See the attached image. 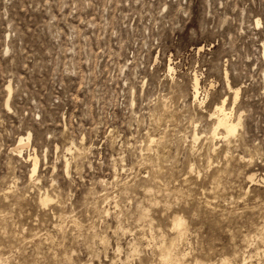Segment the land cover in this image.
Masks as SVG:
<instances>
[{
    "label": "rangeland",
    "instance_id": "obj_1",
    "mask_svg": "<svg viewBox=\"0 0 264 264\" xmlns=\"http://www.w3.org/2000/svg\"><path fill=\"white\" fill-rule=\"evenodd\" d=\"M263 179L264 0H0V264H264Z\"/></svg>",
    "mask_w": 264,
    "mask_h": 264
},
{
    "label": "bare ground",
    "instance_id": "obj_2",
    "mask_svg": "<svg viewBox=\"0 0 264 264\" xmlns=\"http://www.w3.org/2000/svg\"><path fill=\"white\" fill-rule=\"evenodd\" d=\"M170 71H172L171 68ZM226 78L228 79V73H226ZM194 89H195V101H198L200 95V83L197 76L195 77ZM228 89H230L232 96H234V100L236 101L239 98L240 91L238 89H233L230 86ZM8 90L9 93H11L10 86L8 87ZM226 102H227L226 100H223L219 105H217L214 110V113L211 115V120L213 121L212 137L214 139H219L223 142H230L231 139L234 138L238 132V128L240 126V119H235L233 114L234 111L232 112V110L228 109ZM7 107L9 108V102H7ZM30 141H31L30 135H28L27 137H21L19 139L18 146H16L13 152L18 153L19 155L22 154L23 149L25 147L30 146ZM68 167L69 164L67 163V169ZM37 168H38L37 157H34L33 170H32L33 175L37 172ZM262 181L264 183V179ZM50 202H52V199L48 195H46L41 200L43 206H47ZM174 229L177 231V235H178L177 240L174 243H172L170 248L166 250L165 253L163 254L162 264H175L177 262H180V259H178V257L175 255V251L178 242L183 240V238L186 235L184 221L182 219H177L174 222Z\"/></svg>",
    "mask_w": 264,
    "mask_h": 264
}]
</instances>
